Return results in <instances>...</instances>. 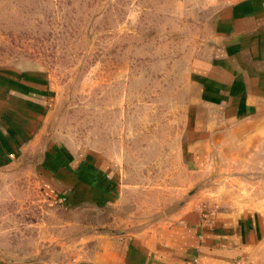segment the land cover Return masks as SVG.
Segmentation results:
<instances>
[{"label": "rangeland", "instance_id": "1", "mask_svg": "<svg viewBox=\"0 0 264 264\" xmlns=\"http://www.w3.org/2000/svg\"><path fill=\"white\" fill-rule=\"evenodd\" d=\"M219 4L0 0V62L49 72L48 134L98 148L115 162L119 188L106 205L64 209L41 190L37 154L0 168L2 257L69 261L100 236L161 225L186 204L264 206V143L252 144L253 122L219 132L205 157L184 144L190 64L210 51Z\"/></svg>", "mask_w": 264, "mask_h": 264}, {"label": "crops", "instance_id": "2", "mask_svg": "<svg viewBox=\"0 0 264 264\" xmlns=\"http://www.w3.org/2000/svg\"><path fill=\"white\" fill-rule=\"evenodd\" d=\"M219 1L210 51L190 64L194 93L184 144L193 158L195 149L205 157L219 132L240 123L253 122L260 140L252 144L264 143V0ZM53 97L46 69L0 62V168L37 154L34 173L48 199L64 209L110 203L119 189L115 162L98 148L48 134ZM177 212L158 226L100 236L69 261L0 255V264H264L263 205L186 204Z\"/></svg>", "mask_w": 264, "mask_h": 264}]
</instances>
